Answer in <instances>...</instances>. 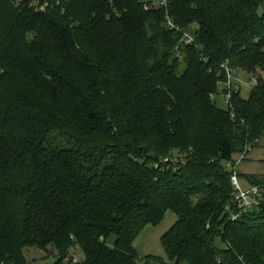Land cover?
<instances>
[{"label": "trees", "instance_id": "16d2710c", "mask_svg": "<svg viewBox=\"0 0 264 264\" xmlns=\"http://www.w3.org/2000/svg\"><path fill=\"white\" fill-rule=\"evenodd\" d=\"M166 2L0 0V264H138L168 211L144 264H264V201L224 213L233 155L264 141V0ZM222 65L256 81L226 110Z\"/></svg>", "mask_w": 264, "mask_h": 264}, {"label": "built area", "instance_id": "2783aa9c", "mask_svg": "<svg viewBox=\"0 0 264 264\" xmlns=\"http://www.w3.org/2000/svg\"><path fill=\"white\" fill-rule=\"evenodd\" d=\"M167 5L166 0H145L143 3V9L148 10H158L165 8ZM46 6H42L41 9L44 10ZM166 24L169 30H173L176 33H179L177 27L173 23L166 19ZM193 43V37L188 34H181L178 36V48L177 56H179L180 48L184 46H190ZM221 70L224 73V80L218 82V88L221 90V97L224 102L229 105L231 93L233 92H242L243 90L250 91L255 85L256 81L254 78H242L237 74L236 71L231 70L229 67L222 65ZM216 95H211V99H215ZM247 154L242 153L238 156V162L234 163L233 166L228 165L231 175H230V184L232 187V193L230 201L224 207V213L227 214L231 222H236L240 220L243 216L247 215L254 208L260 206L264 201V192L258 186L250 185L244 187L241 183L239 173L237 170V164L244 161ZM165 163H176V159H166ZM66 262V260H65ZM78 261L76 259L72 260V263L75 264Z\"/></svg>", "mask_w": 264, "mask_h": 264}, {"label": "rangeland", "instance_id": "374dc122", "mask_svg": "<svg viewBox=\"0 0 264 264\" xmlns=\"http://www.w3.org/2000/svg\"><path fill=\"white\" fill-rule=\"evenodd\" d=\"M140 1H145V0H140ZM264 10V5L259 8V14H261ZM239 76L242 78H247L242 72L236 71ZM250 91L243 90L240 92V96L243 99H246L249 95ZM215 104L216 106L221 109V110H226L228 108V105L224 102V100L221 97V90H219L218 95L215 96ZM262 149H264V141L258 146ZM247 157V156H246ZM177 156L174 158H169V159H176ZM237 159V154L233 155L232 160ZM247 158H245V162ZM227 170L229 168L227 167ZM260 172V171H258ZM254 186V185H253ZM260 188V187H259ZM176 220L175 216L173 213L170 211L166 212L164 215L163 220L161 223H159L157 226H147L144 228L142 233L137 237L134 243V248L136 249L135 251L138 254L139 261L138 264H144V258L147 256H152L156 257L164 262L167 261L166 255L161 247L160 244V237L161 235L165 232L166 229L172 226L174 221ZM216 246L221 249L222 244L219 239L216 240ZM70 255L76 259L78 262L81 261V254L79 251L70 252ZM24 257L27 261L28 264H53L55 258L50 257L49 253L47 252H41L35 249L31 250H25L24 251Z\"/></svg>", "mask_w": 264, "mask_h": 264}, {"label": "crops", "instance_id": "0c3cea01", "mask_svg": "<svg viewBox=\"0 0 264 264\" xmlns=\"http://www.w3.org/2000/svg\"><path fill=\"white\" fill-rule=\"evenodd\" d=\"M246 158L247 159L245 162H240L237 164V170L239 173V177H240L241 183L244 187H248L251 185L249 182V179H251L253 177H255V178L264 177V149H262L260 147H256V148L252 149ZM232 161L234 163H237L238 162V155H237V159H233ZM258 171H260V172H258ZM175 221H174V223H175ZM168 229H166L165 232ZM134 243H135V241H134ZM134 243H133V246H134Z\"/></svg>", "mask_w": 264, "mask_h": 264}]
</instances>
